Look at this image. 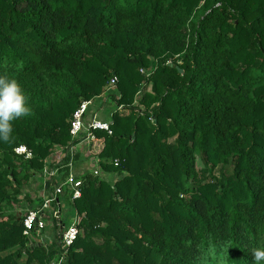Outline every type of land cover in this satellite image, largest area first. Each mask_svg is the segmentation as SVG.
<instances>
[{
	"label": "trees",
	"instance_id": "trees-1",
	"mask_svg": "<svg viewBox=\"0 0 264 264\" xmlns=\"http://www.w3.org/2000/svg\"><path fill=\"white\" fill-rule=\"evenodd\" d=\"M4 74L33 115L13 122L12 143L0 141V264L57 256L55 242L28 244L23 217L2 205L35 207V176L70 142L81 101L112 76L128 112L100 115L111 133L96 129L90 151L103 178L87 174L80 197L67 200L78 233L61 244L59 264H202L209 242L216 258L207 264H255L252 249L264 247V0H0ZM19 144L31 158L14 152Z\"/></svg>",
	"mask_w": 264,
	"mask_h": 264
},
{
	"label": "built area",
	"instance_id": "built-area-1",
	"mask_svg": "<svg viewBox=\"0 0 264 264\" xmlns=\"http://www.w3.org/2000/svg\"><path fill=\"white\" fill-rule=\"evenodd\" d=\"M141 71L146 75L149 74L144 70ZM116 82V76H112L102 94L95 99L81 101L73 112L69 125L70 142L65 146H57L50 160L52 165H50L49 161H46L37 173L42 178L43 190L40 194L42 200L38 206L28 209L24 214L23 234L29 235L35 230L44 228L46 215L51 216L54 213L59 216V211L53 212V206L61 203L65 190H69L71 200L80 197L85 176L87 174L91 175V172L77 176L73 170L76 155L82 153L85 156V160L97 168L98 172L93 175H97L100 179L103 178L102 167L99 165L98 159L91 153L90 146L95 138L94 131L96 129L107 130L108 133H111L109 121L101 119L100 113L108 107V109L125 110L123 104H117L115 101V97L118 96L116 94ZM150 119L153 121L151 117ZM14 152L25 159L32 157V151L24 144L14 147ZM114 164H117V160H114ZM62 166L68 167V173L63 177H61V170L59 169ZM45 182H47V186H45ZM76 224L77 220L75 217L72 218L69 224L61 225L62 229L60 230L59 238L63 248H66L75 239L78 233Z\"/></svg>",
	"mask_w": 264,
	"mask_h": 264
},
{
	"label": "rangeland",
	"instance_id": "rangeland-1",
	"mask_svg": "<svg viewBox=\"0 0 264 264\" xmlns=\"http://www.w3.org/2000/svg\"><path fill=\"white\" fill-rule=\"evenodd\" d=\"M105 86L106 85H104V87H103L104 89H103L102 93L105 90ZM109 105L111 106V104H109ZM121 112L126 113V112H128V110L125 109ZM169 140L172 141L173 137H170ZM75 164H76V162H75ZM201 165H202L201 161L198 159L197 160V166L201 167ZM75 172H76L77 176H81V175H84V174L91 172L92 176H95L96 178L100 179L97 175H93L94 173L98 172L97 168L93 167L92 164L88 163L87 161L84 163L77 162ZM63 173H64V171L61 170V172H60L61 177L64 176ZM31 188H32V191H30L29 194L31 195L32 200L34 201L33 205L36 207L41 202L39 197H40V194L42 193V190H43L42 178L40 176H38V175L35 176V183L31 184ZM19 196H22V194H20ZM186 196L188 197L189 195L187 194ZM69 199H70V192H69V190H65V195H64V198L61 199V203L53 206V212L59 211V216L54 215V213L51 216L46 215L44 218V221H45L44 228H42L41 230H35L34 232L27 235V237H28L27 243L28 244L34 243V244H38V245L50 246L51 243L55 242V245L57 246V249L59 250V252H57V256L50 259L49 264H59L60 259H61L60 255H59L60 250L62 248L61 242L59 239V233H60V230L62 229L61 225L62 224L67 225L72 220V218H71L72 214H71L69 206L67 204V200H69ZM2 208H3V210H5L6 213L13 212L19 217H24V214L31 207H28V204H26L25 202H20V203L8 204V205L3 204Z\"/></svg>",
	"mask_w": 264,
	"mask_h": 264
},
{
	"label": "clouds",
	"instance_id": "clouds-1",
	"mask_svg": "<svg viewBox=\"0 0 264 264\" xmlns=\"http://www.w3.org/2000/svg\"><path fill=\"white\" fill-rule=\"evenodd\" d=\"M28 101L29 97L17 79L7 74L0 75V141L5 144L12 143L14 141L13 122L33 115ZM252 256L255 264L264 262V247L252 249ZM209 258H216V247L211 242L201 257L202 264H207Z\"/></svg>",
	"mask_w": 264,
	"mask_h": 264
},
{
	"label": "crops",
	"instance_id": "crops-1",
	"mask_svg": "<svg viewBox=\"0 0 264 264\" xmlns=\"http://www.w3.org/2000/svg\"><path fill=\"white\" fill-rule=\"evenodd\" d=\"M108 111H110V110L108 109L107 112ZM100 115H102V116L105 117L106 116V111L101 112ZM75 162H76V164H77V162H80V163L86 162L85 156L82 153L77 155V159H75L74 164H73V170H74V172L76 171V164H75Z\"/></svg>",
	"mask_w": 264,
	"mask_h": 264
},
{
	"label": "water",
	"instance_id": "water-1",
	"mask_svg": "<svg viewBox=\"0 0 264 264\" xmlns=\"http://www.w3.org/2000/svg\"><path fill=\"white\" fill-rule=\"evenodd\" d=\"M176 68H178L179 71H181V68H179L178 66H176ZM45 186H47V182H45Z\"/></svg>",
	"mask_w": 264,
	"mask_h": 264
}]
</instances>
